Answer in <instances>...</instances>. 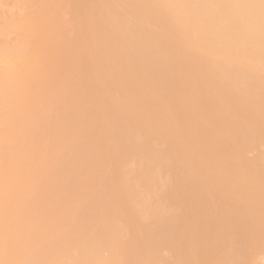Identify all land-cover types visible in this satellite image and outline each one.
I'll return each instance as SVG.
<instances>
[{
	"label": "bare ground",
	"instance_id": "obj_1",
	"mask_svg": "<svg viewBox=\"0 0 264 264\" xmlns=\"http://www.w3.org/2000/svg\"><path fill=\"white\" fill-rule=\"evenodd\" d=\"M19 1L26 6L28 3L24 4L22 1L28 2L30 0ZM50 1H53V5H50L51 2L48 4L49 0L47 2H44V0H35V3L38 5L36 4V6H34L33 4V6H31L32 8H36L35 12L33 11V13L30 10L32 14H28L29 17L27 16V19L25 18L23 22V25L29 27L28 40L26 39L27 43L40 45L42 43V35L47 33H44V30H51V25L56 21L58 22L57 17L55 21V19H50L51 16L49 14L52 15L53 13L54 16L55 13L58 12L57 10L59 8L56 10L53 6H55L54 2L59 6L57 3L59 0H57V2L56 0ZM79 1L76 0V3L74 0L66 1L67 4L64 5L66 7L64 10H69L72 6H70L69 3H75L77 6L73 7L76 8L72 7L70 8L71 13H65L67 16L69 14L67 18L75 17L84 25L87 23L91 26V28L86 31L87 36H85L87 38L84 41L88 46L87 59H85L87 61L85 62L84 60V64L80 62V65L78 61L76 62L79 65L76 69L79 68L78 72L81 71V76H79L80 73H76V76L78 74V78L82 77L79 78V80L75 77V73L73 74V71H76V69H74L76 67L75 63H73L74 66H72V70L70 69L71 71L69 70L65 75L68 77L72 72V76L76 79H72V76V78H70V76L68 78H65V75L63 76V74L68 71L67 68H65L67 70H65L66 72L63 71L64 73H61L62 69H59V67L64 68L62 67L63 64L64 66H68V62L71 61L73 55L68 59L69 61L66 59L67 61L61 63L62 66L59 65L60 61L57 62L56 65L59 66H57V69H59L60 72L53 67L56 62L52 65V70H54V72L52 71L53 73H50V75H54L55 77V75L57 76L56 73H60V77L62 75L64 79L60 82L59 77L56 83H60H54L55 85L51 84V86H53L52 91H58L59 96L57 95V97L52 99L50 104H48L50 106H48L49 110L46 112L50 114L48 116L51 119L48 117L49 120L47 119V121L50 122H47L46 125L48 129L45 128L47 132L51 133L50 135H52V133H54L53 135H55V133H60L62 136L64 132L65 136H68L66 134L71 136H68V138L63 136L60 142L59 139H61V137H58V139L55 135L56 137L53 136L51 138L53 143L49 144L50 147L46 144L47 146L45 145V147H48V149L44 148V151L48 152L49 160L52 156V158H54L53 161L55 160L54 163L59 161L60 165L61 162H64L62 165H68H66V168L64 166V168L66 170L67 167H69V169H67L69 175L66 173V179H68L67 177L70 178L69 180L64 179L67 182H64L66 184L64 185L65 187L61 189V192L59 191L60 194H62L59 196L61 199H58V197V200L54 198L55 201H52L53 195L58 196L59 193L57 195L55 194L60 190L58 188L62 187L59 186L61 184L60 175H62L64 170L61 171L62 165L60 169L58 162L56 163L59 166V168L57 167L58 169L54 170L56 164L55 167L53 165V167H51L52 169H49L53 172H51L53 176L50 180L42 176V179L46 181L42 182L44 184L41 188L38 190L31 188L32 191L27 189L26 197H20L15 202L12 201L8 203V201H4V205H7V207L12 205V210H20L24 218V226L28 233L35 231L37 226L48 227L51 225L53 228L55 227L57 232L55 236L52 234L48 236L46 240L47 245L42 255L43 264H48V260L52 257L59 259V264H67L69 260V263L72 264H155L156 262H158V264H166L170 256L167 259L164 257V263V261H162L164 260L162 259L163 255H159L162 254L163 250H168L170 252L171 264H245L251 262L253 257L256 262L252 261V264H258V259L264 252H261V250H264V220L258 217L253 223H250L247 213H238L237 211L239 210L230 204L223 203L221 197L212 195L208 191L197 196L189 193L184 194V196L182 195V199L186 201L184 214L188 215L184 216V218L180 215L182 219L178 215L179 218L175 219L177 215L173 213L175 216L174 220L170 218L173 221L169 219L171 222L167 220L168 216H171V214L165 215L166 212L163 214V211L157 208L158 206L154 208L153 205L149 204L148 207L151 208V210H148L149 215L147 214L146 217L149 216L151 219V222L148 221V223L153 224L156 222L155 225L151 224L152 227L148 225V223L147 225H140V227L147 226H145L147 229L144 228L147 231L144 230L145 233H143V228L138 229L139 227L135 226V224L133 229L136 227V230H138L139 236L137 235V237L136 231L134 232L133 229L130 228V230H132L131 232H134L135 235L134 233L130 234V230H128L129 235L126 231L129 227H126L125 230V226L122 225V229L125 230L123 233L125 236L121 237V240L120 236L123 234L119 235V233H117L120 225L119 227H116V225L117 222H120L119 218L123 215H127L131 210L124 207V202L121 204L120 198H128L133 191V187L136 186L140 180L138 179V181H135V183L138 182L135 185L132 179L134 178L132 175L134 173L128 176V174L126 173V175L124 172L118 179L115 178L116 175L114 173L118 165L121 164L122 159L125 160L128 155L136 157L138 161L137 166L143 169L142 172L144 170H146V172H151L152 164L154 163H152V161L161 156L160 153H162L165 158L168 157L167 152H165L163 148L161 149L155 142L157 138L155 131L151 126L144 127L138 119V113L130 106L131 94L134 91L130 85L133 83H142L145 85L146 90L143 91L142 97L152 100L155 104L152 109L157 112L159 120H163L161 123L167 122L165 124L168 125L174 123L177 133L184 139L192 140L197 136L205 145H213L220 139V135L215 127L216 123H218L219 125L231 129L230 133L232 137H229L239 142V145L241 142L245 146H252V144H256L258 147L264 146V122L262 121V119H264V0H93V2L89 0V3H91L90 5L94 3V11H90L92 15H94L93 17L90 16L91 14L87 9H77V7H79ZM30 2H32V0ZM83 2V4H86L87 0H83ZM62 3L60 5L61 7L63 6ZM48 5L54 9L52 10L50 8L52 13L48 11ZM97 5H99L102 10L101 8H97L99 7ZM61 7L60 10L62 11ZM37 8L39 9L37 10ZM44 9H47L48 13L44 11ZM72 9H74V11H72ZM99 10V14L96 15V11ZM102 12L103 15H100ZM59 16L60 15H58V17ZM94 17H96L97 20ZM65 26L63 29H65ZM69 27L74 26H70L69 24ZM75 28L76 27H74V29ZM49 30H47L48 33ZM53 30L50 32L53 33ZM58 30H61L60 26ZM70 31V29L68 32L63 31V37L68 35L67 33H70ZM52 41L55 45L56 41H54V39ZM76 42L77 40L73 42V44ZM68 45L69 44L65 47L67 48ZM70 47L71 46H68V48ZM177 67L185 69L191 77L194 85L192 90L194 97L192 107L187 105L185 98L182 96L181 91H179L182 87L181 85H179V90L176 88L175 91L170 92L165 83H170L171 81L180 82V77H177L176 72H174V69ZM123 68H130V70L125 72L122 70ZM204 69L209 70L211 74H213V79L211 80H213L215 84L209 82L208 77L203 73ZM55 71L58 72L55 73ZM67 79L68 84H72L71 86H73L74 82L77 80L75 85L77 86L78 84V87H83L82 90L78 88V90L80 89L82 92L79 93V91H77V94L73 92L74 94L70 95L72 91H69L70 85L66 88ZM71 79L75 81L72 83ZM41 82L40 80L38 86ZM103 82L107 84V89L106 85L102 87L104 86L102 84ZM115 84L118 87L121 86L119 87L120 90L117 95H115L117 91L115 93L113 91V88H115L113 86ZM41 85L40 88L42 89L43 87ZM216 85H222L228 88L229 92H226L227 95L222 96L217 94V91L215 92V89H217ZM108 87H112V89ZM18 89L17 87V90ZM116 89L118 90L117 87ZM66 90L70 93L66 92ZM39 92L42 94V90H39ZM104 93L105 96L103 95ZM111 93H114V97L110 95ZM21 94L25 95V97L22 98H26V96L28 97V94L30 95L31 93L25 90L16 91V87L11 85L4 86L1 91L2 97L6 100L8 105H13L18 108H15L13 121L7 114H3L2 120L0 121V151H2L0 152V186L6 189L9 188L10 192L12 191L13 194L19 191V183L22 182L28 185L31 181L33 182L34 178L31 175L33 174L35 177V174L38 172L40 173V170L42 171L45 167V161L43 162L44 159L41 160V157L44 158L45 156L43 153L44 151L42 150L41 153V151L36 150L43 148L44 145L42 146V143H40L42 147L37 148L39 146H35L37 142H33L34 136L32 137L31 144V136L26 134V137L24 133L26 132L25 129L34 124L37 118L33 120L35 114L31 116L34 122L30 120L31 118H27L31 123L28 126L29 122L25 120L26 118L24 115H21L22 109L17 105ZM116 96L119 99L118 102L115 100ZM238 98L242 100L241 102L248 105L252 110L251 114L243 113L238 107ZM37 99L42 102L35 100V108L36 106L38 107L37 104L41 103V105H44L42 97L39 98L38 96ZM164 99L174 102V104L172 102L173 106L171 110L164 106ZM87 101L88 103H86ZM89 101L92 102L89 103ZM75 103H79L80 106L82 105L81 108L76 109L75 107L78 108L79 104L76 106ZM48 107L46 106L47 109ZM57 108L60 109L56 110ZM61 109H65V111L62 110L64 113H59ZM54 110L56 112L58 111V113H55ZM87 110H95L94 115L90 118L88 116L89 114H87L88 118L86 116L87 120H84V116L81 113H87ZM78 114L82 118H78ZM76 115H78L77 119H82V121L80 120L81 122H77L78 125H75L76 121H74ZM45 116L47 117L46 113ZM104 116L106 117L104 118ZM121 117H123V119L125 118L124 120H127L129 123L122 120L125 122V124L122 123L124 126L121 123L119 124V118ZM72 118L73 121L71 120ZM105 120L108 121L110 126L108 124H103ZM70 121L74 123H70ZM212 123L213 126L211 128ZM99 124L108 125L105 131H108L112 136L111 145L105 144L107 140L101 135L102 132L99 133L97 132L98 130H94L97 133L92 131L94 129L93 126ZM91 126L93 128H91L92 130L89 129ZM125 126H129V129L131 126H134L133 130H137L138 133H132L134 136L138 134L137 137L131 134L130 131L132 130L128 132ZM35 127H37V125ZM35 127L33 129H35ZM95 127L97 128V126ZM233 127L235 129H232ZM102 128L104 127L99 126L101 131ZM125 129H127V133ZM29 130L30 129L27 131H35L32 129ZM125 133L127 135H125ZM30 134L34 135L32 133ZM116 134H119L118 136L120 137L124 134L123 138L124 136L125 138L120 141L121 138L118 140L117 138L119 137ZM28 136L30 137L28 138ZM138 136L141 138L138 139ZM24 138H26L27 141L29 139L30 143L26 142ZM47 138L45 140H47ZM133 138H137L139 141L136 139L133 140ZM38 139L36 136L34 140L37 141ZM130 140H132V142ZM48 141H50V139L47 140V143ZM127 141H129V143ZM39 142H42L41 139H39L38 144ZM223 143V150L226 151L232 141L229 138H224ZM234 148L237 147L234 146ZM35 151L36 153H38L37 151L41 153H38L41 156L38 158L42 162L39 160V162L34 161L37 154H35L34 157L31 155L34 154ZM75 151H78V154H81V151H83V157H80L82 156L81 154L78 156L79 158H72L75 157L72 156ZM42 154L44 155L42 156ZM156 154H159V156L154 157ZM182 154H184V152ZM196 155L197 154H195V156ZM163 156H161V158ZM185 156H187V154H185ZM153 157L154 159H152ZM35 163H38V165H40V163L44 164L39 167L37 166L38 169L44 167L36 170ZM82 163L84 164L83 167L85 166L88 167V169H92V175L90 174L92 177L87 176L86 178L87 180L90 177L91 180L88 179V181H85L86 184L82 183L83 178H80L82 179L81 183L80 181L77 182L80 174L74 171V168L75 170L83 168L80 167ZM85 163H87V166ZM156 163L158 162L156 161ZM72 165L80 166L76 168L77 166L71 167ZM255 165L261 179L264 180V151L258 153ZM33 169L36 170V172H33ZM133 169L136 168L134 167ZM43 170L46 171L42 172L43 174L46 173L45 175H47V177L44 176L50 178L48 174L50 171L45 168ZM89 171L90 170H88V172ZM89 173H87V175H89ZM38 175L39 174H37V176ZM41 175L38 176L39 179ZM63 175H65V172ZM76 175H78V177H76ZM37 176L35 180H37ZM145 176L143 179H145ZM152 176L154 177V175ZM159 177L156 178L159 179ZM157 179H155V181ZM145 180H141L140 183L141 185L142 183L145 184L144 189H147L148 187H146V184L147 186L150 185L148 184L150 180L148 179L149 182L144 183L143 181ZM160 180L161 179H159V181ZM158 183L159 182L156 184ZM160 183L162 184V181H160ZM150 186L153 189V186ZM150 186L149 188H151ZM159 189H161V187ZM138 191L135 193H139ZM106 192L109 193V195H107ZM121 195L122 197H120ZM245 196L247 197L246 194ZM39 197L44 200L41 201L42 199ZM50 197L52 200L49 199ZM101 197L103 199L105 197L104 201ZM107 198H109V203L106 205L105 201H108ZM37 199H39L40 202H38ZM140 199H142V197L139 198V200ZM101 200L105 205H102L103 202H101ZM106 206L110 212L106 211ZM136 206L137 204L135 207ZM79 212H82L84 215H80ZM107 213L111 214L112 217L108 216L109 214L106 216L104 215ZM112 214H114V216ZM164 215L167 216V219H161ZM109 217L111 219H109ZM152 219H154V222ZM165 220L169 222V230L167 229V222ZM158 222L161 224V227L158 226ZM123 223L125 222H121V224ZM163 224L166 227L163 226ZM90 225L96 230L90 229L89 231ZM231 226L236 227L237 230H235L234 227V229H231ZM98 227H100V230ZM162 227L166 229V232L169 231L170 234L164 232L165 235L163 236ZM152 228L155 231L157 228V233L155 231L153 232V230H151ZM171 228L179 229L180 232L176 234L177 230L173 229L171 233ZM122 229L121 231H124ZM12 230V225L3 223L0 226V238H2L5 232L8 233V237H11V233H13ZM80 230H83L85 234ZM140 230L144 235L143 237H148L144 241L141 239L143 237L140 236ZM158 230L160 234H158ZM79 233H81V235H79ZM126 233L130 237H127ZM150 235H153L156 239H153V236L151 237ZM81 236L83 239L80 238L81 240L78 242V237ZM125 237H127V239ZM161 237H163L162 239L164 240H162ZM193 237H195L194 242L191 241ZM211 237L214 239L213 242ZM124 238L126 240H123ZM208 238L211 239V241L208 240L209 243L211 242L210 246L209 243L207 245L203 242L205 240V242H207ZM159 239L162 241L158 242ZM149 240L153 242L156 241L152 243ZM1 241L2 239H0V248L2 246ZM147 241L150 242V244H148ZM162 242L164 245H162ZM159 243H161V246ZM84 244L86 247H84ZM153 244L156 245L157 248ZM73 246L76 248L74 249ZM159 247H161V249ZM80 249H83V251ZM1 252L2 250L0 249V253ZM103 252H106L104 256L102 255ZM256 253H258V255ZM1 254L0 264H3L4 258ZM21 256L23 257V255ZM90 258H92L93 262L89 260ZM22 262H20V264Z\"/></svg>",
	"mask_w": 264,
	"mask_h": 264
},
{
	"label": "rangeland",
	"instance_id": "obj_2",
	"mask_svg": "<svg viewBox=\"0 0 264 264\" xmlns=\"http://www.w3.org/2000/svg\"><path fill=\"white\" fill-rule=\"evenodd\" d=\"M30 1H28V2L27 1H22V2H24V4L28 3V5L25 6V5H23V3H20L19 0H0V121L2 120V115L3 114H7L8 116H10L12 118L11 120L13 121V117H14V113H15L14 111L16 109H18V108H16L13 105H8L6 100L2 97L1 91H2V88L4 86H8V85L10 86L11 85V86L16 87V91H18V90L19 91H24L25 90V91H28V93L30 92L31 94L30 95L28 94V97L26 96V98H22V97H25V95H22L23 94L22 93L21 97L19 96L20 97V99H19L20 102L18 100L19 103L17 102V105L19 107H21V109H22L21 110V113H22L21 115H24V117L26 118L25 119L26 121H28L27 118H31L30 120H32L31 116H33V114H35V116H33V120H34V118H37L36 121L34 122L32 120L34 122V124H32V125H30L31 123L28 121L29 122L28 126L29 125L30 126H29V128H27V126H26L27 129H25L26 132H24V133H25V136H26V134H29L31 136V137L28 136V138L29 137L31 138V140H30L31 144H32V137L33 136H34V139H36V136H37V139L38 138L41 139L42 142H39V144H38L39 139L37 141L33 139V142H35V143L37 142V144L34 143L36 147L39 146L37 148H40V147H42L44 145L43 148L36 149V150L41 151V153H42V150L44 151V148L48 149V147H50L49 144L53 143L52 139H51L53 136L56 135L57 138L61 137V139L58 138L60 140V142L62 141V137L65 136L64 132H63L62 136L60 135V133H58V134L55 133V135H53L54 133H52V135H50L51 133L47 132V130H46V129H48L46 127L47 122H50V121H47V119L49 117L48 115H50V114H48V112H46L47 110H49L48 106H50V105H48V104H50L52 99L56 98L57 95L59 96V94H58L59 92L58 91H56L57 93L54 92L55 90L52 91L53 90V88H52L53 86H51V84L60 83L64 79L63 76L69 72V70L72 68V66H74L73 63H75L76 67L74 69H76L77 67H79L80 62H82V64H84L87 61L85 59H87L88 46H87V44L84 43V41L87 38L86 37L87 36L86 31H87V29L89 30V28H91V26H90V24H87V23H85V25H84L83 23H81V21L79 19H76L75 17H71L70 16L71 18H67V17H69V14L67 16V14H65V13H71V9L70 8H72L73 6H77L75 4L76 0H74L75 3H69L68 2L70 4V6L72 5L69 8L70 12H69L68 9H66V11H68V12H66L64 10L66 8L64 5L67 4L66 1H68V0H63V1L59 0L60 2L59 1L57 2V0H56V2L59 4V6H57L55 4V2H54L55 6H53V7L56 10L58 8L59 9L57 10L58 12L55 13L54 16H53L52 11H50V8L52 10H54V9L51 6L49 7V5H48V7H49L48 11H50V13H52V15L49 14L51 16L50 19H55L56 17L58 18V22L56 21L57 19H55L56 22L54 24H52L51 27H50L51 30L54 29L53 30L54 32L51 33L50 32L51 30L45 29L44 33H46V32L48 33L47 30H49V33L48 34L46 33V34L42 35V43L40 45H36L35 43H31V42H30L31 44H29V43H27V40H28L27 36L29 34V29L28 28L29 27L27 25L26 26L23 25V22H24L25 18L27 19V16L29 17L28 14H30L31 11L35 12L36 8H34V7L32 8L31 6H33V4H34V6H36V4H37V3H35V0H32V2H30ZM45 1L47 2L48 0H44V2ZM29 2L31 3V5H30ZM50 2L51 1L49 0L48 4ZM52 2L50 3V5L51 4L53 5ZM90 2H93V0L90 1ZM38 3H39V1H38ZM61 3L63 4V6H62L63 8L60 6ZM83 3H84L83 0L79 1L78 2V6L79 7H77V9L78 10L81 9V8L87 9V11L91 14L90 16L93 17L94 15H92L91 12L94 11V5H93L94 3L92 5H90L91 3H89V0H87L86 4H83ZM87 3H89V4H87ZM46 5H47V3H46ZM97 6H99V5H97ZM37 7H39V6H37ZM60 7H61L62 11L60 10ZM95 7H96V4H95ZM73 8H76V7H73ZM97 8H101V7L99 6ZM38 9L39 8H37V10ZM101 10H102V8H101ZM44 11L47 12V9L46 10L44 9ZM72 11H74V9H72ZM96 12H97V14L96 13L95 14L98 15L100 10L96 11ZM58 15H60V16L58 17ZM100 15H103V12L100 13ZM72 16H74V15H72ZM94 18H96V17H94ZM96 20H97V18H96ZM69 24H70V26H74L76 28L74 29V27H69ZM65 25H67L69 28L67 26H65ZM59 26L61 28L60 31L58 30ZM64 26H65V29L67 27L66 30L63 29ZM25 29H26V31H25ZM69 29L71 30L70 33H67L68 35L64 36L65 37L64 38L63 37V31L64 32L65 31L68 32ZM53 39H54V41H56L55 45L53 44V41H52ZM74 40L75 41L77 40V42L73 44V42H75ZM69 42H71V43H69ZM52 44H53V46H52ZM65 44L66 45L69 44L68 46H71V47L68 48V46H67V48H66ZM72 45H74V46H72ZM78 50H80V51H78ZM72 55H73V57H72ZM74 55H76V56L78 55V56L76 57ZM70 57H72L74 59L71 58V61H69L68 59H70ZM66 59L69 61L68 62L69 63L68 66L67 65L64 66V64L62 66L61 63H64V61H67ZM82 59H83V61H82ZM84 60H85V62H84ZM77 61L79 62V65L76 63ZM54 62H56L55 66H53V67H55V70L57 69V66H58V65H56L57 62H59L60 66L64 67V68H60L58 66L59 69H62L61 73H64V72H66L68 70L66 73L63 74V76L61 75L62 79H61V77L59 75L60 73L59 74L56 73L58 71H55L57 76L55 75V77H54V75H50V73L54 72V70H52L53 69L52 65L54 64ZM69 66H70V68H69ZM65 68H67V70ZM59 69H57V70H59ZM78 69H76L75 72L73 71V74L75 73V77H77V78H78V74L76 76V73H80L79 76H81V71L78 72ZM122 70L127 72V71L130 70V68H123ZM174 70H175L174 72H176V76L180 77V82L178 83L176 81H171L174 85L171 82L170 83L165 82L167 84V86H168L167 88L171 92V91H175L176 88H178L177 90H179L180 89L179 85H181L182 87H181V89L179 91H181L182 96L185 98L187 105L192 107V105H193L192 103L194 101L192 90L194 88V85L192 83L191 77L186 72V70L181 68V67L180 68L177 67ZM59 72H60V70H59ZM203 73L208 77L209 82H212V83L215 84V82L213 80H211V79H213V74H211V72L209 70L204 69ZM69 76H70V78L73 77L72 76V72H71V75H69ZM56 77H57V79H56ZM59 77H60L61 80L59 79ZM68 77H67V75H65V78H68ZM75 77H73L72 79H76ZM79 78H82V77H79ZM79 78L77 80H79ZM58 79H59L60 82L56 83L58 81ZM72 79H71V81H72ZM40 80L43 82V83L41 82V84H43V85L39 84V86H38V83L40 82ZM77 80L76 81L74 80V81L77 82ZM67 81H68V79L66 80V82ZM74 81H72V83ZM64 82H65V80H64ZM75 82H74V85H75ZM104 83L105 82L102 83L104 85L102 87H105V85H106V89H107V84H104ZM40 85L43 87L42 89L40 88ZM69 85L71 86L72 84H70V83L68 84V82H67V87L66 88H68ZM74 85L71 86L72 88L69 86V89H70L69 91H72V93L70 95L74 94L73 92H76V94H77V91H79V93L82 92V91H80V89L82 90L83 87H81V88L78 87L79 86L78 84H77V86L75 85L76 87ZM118 85H120V84H118ZM17 87L19 88L18 90H17ZM113 87H115V88H113V91H114V93L117 91L115 93V95H117L118 91L120 90L119 87H121V86L118 87L115 84ZM116 87L118 88V90L116 89ZM130 87H132L133 90H134L133 93L131 94L130 106L132 108H134L136 110V112L138 113V116H139L138 119L142 123V125L144 127L151 126L152 129L155 131L156 136H157L155 142L157 143V145L161 149L163 148L164 151L167 152L168 157L165 158L162 155V153H160V155L163 156L162 158H161V156H159V154H156L154 156V157H158L159 156L160 158L158 157V158H156V160L152 161V163L154 162L152 164V169H151L152 174H151V172H146V170H144L142 172L143 169L141 167L137 166L138 165L137 164L138 161H137L136 157H134L133 155H128V157H126L127 159L126 158H125V160L122 159V161H121L122 165L121 164L118 165V167H117V169H116V171L114 173L116 175L115 178L118 179L120 177V175L122 176L124 174V172H125V174L127 173L128 176H131V174L134 173V174H132L133 177H134L132 179L134 180V184L135 185L138 183V182L135 183V181H138V179L140 180L139 183L141 182V180H145L146 179L143 182L144 183H148L149 180H150V182L148 184L153 186V189H152V187L150 185L147 186V184H146V187H148L147 189L150 192V194H149L148 190L146 188L144 189V187H145L144 185L145 184L142 183V185H143L142 186L141 183L140 184L138 183L136 185L137 187L134 186L136 188L133 187V191L131 192V194H130V196L128 198H123L122 195L120 196V197H122V198H120L121 204L124 202V207L128 208V210H131V212L127 213L128 216L127 215H123V216H121L119 218L120 222H117V225H116V227H119V225H120V227L118 228L120 231L117 230V233H119V235H122L125 232L126 227H129L126 230L127 233H128V230H130V228L133 229L135 224H136L135 226L139 227L138 229L143 228L142 230L143 231L145 230L144 228L147 227L146 225H147L148 221L151 220L149 218V216H147L149 218V220L146 217L148 212L151 210V208L148 207L149 204L153 205L154 208H156V206H158L157 208H160L163 211V214H164V212H166L165 215H170V214H171V216L173 215L172 217L168 216V219H167V216H165V215L163 216V218H161V219L166 218L169 222H171V221L174 220V216H175L173 213H176V215H177V217H175V219L179 218L180 215H181V217L183 216L182 218H184V216L188 215L187 213H186L187 215L184 214L185 205H186V201L184 199H182L184 194H188L189 193L191 195L194 194V196H197V195L202 194L203 192H207V191L210 192L212 195H217V196L221 197V200L223 201V203L230 204L231 206H233L234 208L239 210V211H237L238 213H243V212L247 213L248 219L250 220V223H253L256 220V218H258V217H260V218H262V220H264V180L261 179V177H260V175L258 173V169H257V167L255 165L256 157H257V155H258V153L260 151H264V146L258 147L256 144H254V145L252 144V146H249V145L245 146L241 142H240V145H239V142L234 141V140H232L229 137V136L232 137V135L230 133L231 129L227 128L226 126L219 125L218 123H216L215 127H216L217 132L220 135V139L217 140L213 145L212 144H210V146L205 145L197 136H195L192 140L191 139H189V140L188 139H184V138L180 137V135L177 133V131L175 129L176 126L174 125V123L172 125L165 124L167 122L161 123L163 120L160 121L159 118H158L157 112L152 109L154 107V105H155L154 102L152 100H150V99H146V98L142 97L143 91L146 90V87H145L144 84H142V83H137V84L133 83V84L130 85ZM78 88H80V89L78 90ZM108 88L112 89V87H108ZM216 88L217 89H215V92L217 91L216 92L217 94H220L222 96L223 95H227L226 92L228 91V88H226V87H224L222 85H216ZM38 89L42 90V94H40L41 92H39ZM110 89H109V91H110ZM69 91L66 90V92H69ZM101 91H103V90H101ZM114 93L113 94L111 93L110 95L112 97H114ZM103 95L105 96V93ZM38 96H39V98L42 97L43 102H44V105L43 104L42 105L44 106V108L41 105V103L37 104L38 107L36 106V108H35V106H34V105H36L35 104V102H36L35 100H38L37 99ZM115 98H116L115 99L116 102H118L119 101L118 97L116 96ZM238 99H239L238 107L243 111V113L251 114L252 110L248 107V105L246 103H244V102H241L242 100L240 98H238ZM39 102H42V101H39ZM46 102H48V103H46ZM91 102L92 101H89V103H91ZM172 102L173 101H171V100L164 99L163 104H164L165 107H167L168 109L171 110L172 109L171 107L174 104V102H173V104H172ZM80 103H82V102H80ZM86 103H88V101ZM75 104H76V106H78L79 103H75ZM74 105H73V107H74ZM46 106L48 107V109L46 108ZM79 106H80V104H79ZM79 106H78V108L77 107H75V108L79 109V108H81L82 105L80 107ZM83 106H84V104H83ZM45 108H46V110H45ZM58 109H60V108H57L56 110H58ZM62 110L63 109L59 110V113H62L63 111H65V109L63 111ZM143 110H144V112H143ZM91 111L87 110V113L86 112L85 113H81L85 117V118L83 117L84 120H87L88 116L91 118V116L94 115V111L95 110H91ZM54 112L58 113V111L56 112L55 110H54ZM45 113L47 114V117L45 116ZM87 114H89V115L87 116ZM11 115H13V116H11ZM78 115L75 116L76 118L73 117V118H75L74 121H76L75 125H78L77 124L78 121H80V120L82 121V119H80V120L77 119ZM86 116H87V118H86ZM105 117L106 116H104V118ZM73 118L71 119L72 121H73ZM78 118H82V117L79 115ZM121 118H119V124L120 123L121 124L122 123L125 124L124 121L128 122L127 120H124L125 118L124 119H123V117H121ZM120 119H121V121L122 120H124V121L121 122ZM107 120H105L103 122V124H108ZM262 121L264 122V119H262ZM70 123H74V122L70 121ZM124 124H122V125L124 126ZM36 125H37V127H35ZM108 125L110 126V124H108ZM108 125L107 126L106 125H100V124L99 125H94V126L92 125L94 129L92 128V126L89 129L92 128L93 129V130L91 129L92 131L98 130L97 132H99V133L102 132L101 135H103V137H105L106 140H107L105 144L106 145H111L112 136L110 135V133L108 131H105V129H106V127H108ZM95 126H97V128ZM99 126L104 127V128H102V131L100 130L101 128L99 129ZM212 126H213V123L211 124V128H212ZM34 127H35V129H33ZM125 127H127V126H125ZM133 127L134 126H131L130 129H129V126L127 127L128 132H129V130H132V131H130L132 135H133L134 132H137V130H133ZM123 128H121V129L124 130ZM28 129H30V130L32 129V130H35V131L32 132V131L29 130L30 132H28L27 131ZM127 129H125L126 133H127ZM232 129H235V128L233 127ZM122 130H121V132H122ZM94 132H96V131H94ZM30 133H32L34 135H31ZM126 133H125V135H127ZM47 135H48V138L50 139V141H48V143H47V140H49V139L47 138ZM66 135L69 136V134H66ZM116 135L118 136L119 134H116ZM123 135L124 134L121 135L122 137L118 136L119 138H117V139L119 140L121 138L120 141L123 140L125 138V136L123 138ZM137 135H135V136L137 137ZM68 136H65V138L66 137L68 138ZM69 137H71V136H69ZM46 138H47V140H45ZM140 138L141 137L138 136V139H140ZM224 138H229L232 141V143L229 144V146L227 147L226 151L223 150V146H224L223 140H224ZM24 139H25L26 142L30 143L29 139H28V141L26 140V138H24ZM135 139L137 141H139L137 138H133V140H135ZM130 141L132 142V140H130ZM127 142L129 143V141H127ZM40 143H42L41 144L42 146L40 145ZM158 143H160V144H158ZM46 144H48V147H45ZM160 145H162V146H160ZM232 145H233V147H232ZM234 146H236L237 148H234ZM248 148H249V150H248ZM39 151H37V152L40 153ZM181 151H183L184 154H182L183 152H181ZM0 152H2V151H0ZM46 152L45 151L43 152L45 154L44 158L41 157L38 153H36V151L34 152V154L31 155L32 157H34L35 154H37V156H35L36 158H34L35 162H39V161L42 162L41 161L42 159H44L43 162L45 161V165L43 163L42 164L40 163V165H38V163H35L36 168H37V166L39 167L41 165H44L45 167L44 166L43 167L46 170H49V169H52L51 167H53V165L55 167V164L59 162V161L56 160L57 162L54 163L55 160L53 161L54 158H52V156L50 157V160H49L48 152L47 153ZM77 152L78 151L73 152L72 156H75V157H72V158H76V157L80 156L83 153V151H81L82 152L81 154H78ZM75 153H77L76 154L77 156L74 155ZM44 154H42V156ZM185 154H187L188 157L185 156ZM195 154H197V155L195 156ZM83 155L84 154H82V156H80V157H83ZM39 156L41 157V160H39V158H38ZM154 157L152 159H154ZM184 158H185V160H184ZM127 160H129L130 162L127 161ZM123 161H125V162H123ZM156 161L158 163H156ZM186 161H188V162H186ZM52 162H53V164H52ZM63 163L64 162H61V165ZM58 165H60V162H59ZM58 165L56 164V168H54V170L59 168ZM61 165H60V169H61ZM66 165L67 164L62 165V169H61V171L64 170V172H65V175H63L64 172L62 173V175H60V177H61L60 178L61 179L60 182H61L62 185L59 183L60 184L59 186H62V187L58 188L60 190H58L55 195H57L58 193L60 194L61 189L65 187L64 185H66L65 184L67 182L66 180H69V178H70V177H67L68 179H66V173L69 175V171H67V169H69V167H67V169L65 170ZM80 165H82V166H80ZM80 165H79L80 167H83L84 164L82 163ZM85 165L87 166V163H85ZM189 165H191V166H189ZM64 166H65V168H64ZM73 166L74 165H72L71 167H73ZM76 166H74V167L79 168L78 165H76ZM133 166L136 169H133L134 168ZM43 167H40L39 169H41ZM192 167H194V168H192ZM127 168H128V170H127ZM39 169L37 168L36 170H39ZM43 169H42V171L46 172ZM79 169H80V171H79ZM79 169L75 170V168H74V171H76V173L80 174L79 177H78V175H76V177L79 178V180H77V182L80 181V183H81L82 179H80V178H83V182L82 183L86 184L85 181H88V179L91 180L90 177H92V176H90V174L92 172V169H88V167H85V166L83 168H79ZM86 169L90 170L89 171L90 173ZM36 170H34L33 172H36ZM129 170H131V171H129ZM42 171L40 170V173L39 172L37 173V174H39L38 176L43 174ZM121 171H122V173H121ZM51 172L52 171H50V173ZM50 173H48L50 175V178H46L47 175H45L46 174L45 173V174L41 175L40 179L37 176V174L34 173L38 177L37 180H35L36 176L34 177L33 174H32L31 176L34 178L33 182L31 181V183H28V185L25 184V183H22V182L19 183L20 189H19V191L16 194H13L12 191L10 192L9 188L6 189V188H2V186H0V226L3 223H5V224L7 223V224L13 226V230H12L13 233H11V237H8V233L5 232V234L2 236V238H0V239H2V241H1L2 246H1L0 249L2 250L1 253H3V254H1V253L0 254L3 255V258H4V263L3 264H16V263L20 264V262H22V261L23 262L21 264H43L42 255H43L44 250H45L44 248L47 245L46 240H47V237L51 236L52 234H54V236H55V234L57 233L55 227L53 228L51 225H49L48 227L37 226L35 231H33L31 233H28L27 229L24 226V223H23L24 218H23V215L21 214L20 210L19 209L15 210V211L12 210V208H11L12 205H10V207H7V205H4V203H5L4 201H8V203H11L12 201L15 202L20 197H26L27 189L31 190V188H32V189L38 190L44 184L42 182L46 181V180L42 179V176H43V178H45L47 180L48 179L50 180L52 178V176H53V174H52L53 172L51 174ZM87 173H89V175H87ZM253 174H254V176H253ZM145 175H147V176H145ZM152 175H154V177ZM87 176H90V177L86 180ZM144 176H145V179H143ZM187 176H188V178H187ZM156 177L157 178L159 177V179H161L160 181H162V184L160 183L159 179H157ZM214 177H216L217 179L214 178ZM64 179H66V180H64ZM155 179H157V180L155 181ZM62 180H63V182H62ZM157 182H159V183L156 184ZM138 186L140 187L141 190L139 189ZM149 186L151 188H149ZM160 187H161V189H159ZM138 190H140V191H138ZM155 190H157V191H155ZM158 190H161V191H158ZM105 191H107V190H105ZM136 191H138L139 193H135ZM59 194H58V196H54L53 195V197H52L53 200H52L51 197L49 199H51L52 201H55L54 198H56V200L61 199V197H59V196H61L62 194H60V195ZM106 194L109 195V193H107V192H106ZM106 194H104V195H106ZM245 194L247 195V197L245 196ZM149 195H151V196H149ZM236 195H238V196H236ZM138 197L139 198L142 197V199L139 200ZM109 198H110V196H109ZM109 198H107V200H108L107 202L105 201L106 205L109 203ZM240 198H242V199H240ZM40 199H42L41 201L44 200L43 198H40ZM104 199H105V197H104ZM104 199H103V201H104ZM37 200H38V202H40L39 199H37ZM195 200H197V199H195ZM103 201L101 200V202H103ZM132 201H134L135 203L132 202ZM157 202H158V205H157ZM136 204H137V206L135 207ZM102 205H105L104 202L102 203ZM166 206L168 207V209H167ZM146 207L149 208V209H147ZM8 208H10V209H8ZM106 208H107V206H106ZM154 208H152V209H154ZM166 209H167V211H166ZM106 211L110 212L108 208H107ZM79 214L81 215L82 212H79ZM108 214L109 213L104 214V215L106 216ZM83 215L84 214H82V216ZM112 215L114 216V214H112ZM178 215H179V217H178ZM108 216L112 217L111 214H109ZM110 217H109V219H111ZM145 217H146V219H145ZM121 218H122V220H121ZM170 218H173V220L170 219ZM153 220L154 219H152V221ZM168 221H166L167 222L166 224H167V229L169 230L170 227H168V225H169ZM121 222H125L126 225H125V223L121 224ZM163 222H161V223H163ZM155 223L156 222H154L153 224L152 223H148V225H150L152 227V225H155ZM143 224H146L145 225L146 227L145 226L144 227H140V225L143 226ZM158 224H159V222H158ZM164 224H163V226H165ZM122 225L125 226V230L122 229ZM91 226L92 225L89 226V231H90V229H93L92 228L93 226L92 227ZM158 226L161 227V224H159ZM233 227L234 226H231V229ZM234 228H235V230H237L236 227H234ZM98 229L100 230V227H98ZM121 229L124 230V231H121ZM148 229H149V227H148ZM154 229H155V226H154ZM162 229H163V227H162ZM164 229H163V233L165 232L166 234H168L169 231L166 232V229L165 230ZM171 229H172L171 230V233H172L174 228H171ZM93 230H96V229H93ZM151 230H153V228ZM174 230H177L176 234H178L180 232L179 229H174ZM80 231H83V230H80ZM131 231L132 230L129 231L130 234L134 233L136 231L137 232L136 237H137V235L139 236V233H138V230H136V227L133 229L134 232H131ZM145 231H147V230H145ZM145 231L143 233H145ZM154 231L155 230H153V232ZM156 231H157V228H156ZM83 232H82V234H83ZM91 232H92V230H91ZM139 232H141V230ZM175 232H173V233H175ZM165 233L163 234V236L165 235ZM84 234H85V232H84ZM128 234H127V237L130 235V234L129 235ZM155 234H153V235H155ZM158 234H160L159 230H158ZM42 235H44V236H42ZM79 235H81V233H79ZM134 235H135V233H134ZM103 236H105V235H103ZM123 236H125V235L123 234L122 236H120L121 240H122L121 237H123ZM140 236L141 237L144 236L142 234V232H141ZM147 236H148V234H147ZM117 237H119V236H117ZM127 237H125V238L127 239ZM16 238H17V240H16ZM80 238L83 239L82 236L78 237V242H79V240H81ZM125 238L123 240H126ZM147 238L148 237H143L141 239H142V241H144ZM162 238L163 237H161V239ZM141 239H138V240H141ZM153 239H156V238H154V236H153ZM157 239H158V237H157ZM211 239H212V242H213L214 239L212 237H211ZM211 239L208 238L207 242H205L206 240L203 241V242L208 245V243H209V241H211ZM162 240H164V239H162ZM162 240L159 239L158 242L159 241L161 242ZM194 240H195V237L191 238V241L194 242ZM149 241H151V240H149ZM151 242L154 243L153 241H151ZM76 243H75V246L77 247ZM148 244H150V242H148ZM159 244L161 246V243H159ZM210 244H211V242L209 243V246H210ZM153 245H151V246H153ZM162 245H164L163 242H162ZM80 246H81V244H80ZM154 246L157 248L156 245H154ZM76 247H74V249ZM84 247H86V245ZM159 248L161 249V247H159ZM80 250L83 251V249H80ZM78 251H79V247H78ZM167 251L168 250H166V251L163 250L162 254H159L160 256L163 255L162 259H164V257H165V259H167L169 256L171 257L170 252L169 251L167 252ZM262 251H264V250H261V252ZM75 253H73V254H75ZM105 253L103 252L102 255L104 256ZM160 253H161V251H160ZM258 253H256V254L258 255ZM263 254H264V252H263ZM21 255H23V257ZM262 255L258 259V264H264V257H263L264 255L263 256ZM169 258L167 259L168 262L166 260V262H167L166 264H169L171 262V258H170V261H169ZM26 259H27V261H26ZM165 259L162 260V261H164V263H165ZM58 260L59 259H56V257H52L50 260H48V264H56V263L59 264ZM67 260H69V259H67ZM89 260H91L93 262L92 258H90ZM254 260L255 259L253 257L252 261H254ZM252 261L248 262V263L252 264ZM69 262H70V260H69ZM254 262H256V261H254ZM160 263H162V262H160ZM248 263H245V264H248ZM69 264H72V263H69ZM155 264H158V262H156Z\"/></svg>",
	"mask_w": 264,
	"mask_h": 264
}]
</instances>
